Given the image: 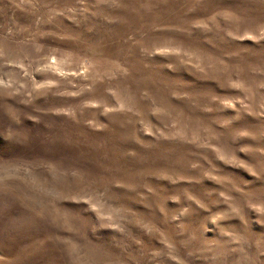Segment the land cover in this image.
Segmentation results:
<instances>
[{
  "label": "rangeland",
  "instance_id": "374dc122",
  "mask_svg": "<svg viewBox=\"0 0 264 264\" xmlns=\"http://www.w3.org/2000/svg\"><path fill=\"white\" fill-rule=\"evenodd\" d=\"M0 264H264V0H0Z\"/></svg>",
  "mask_w": 264,
  "mask_h": 264
}]
</instances>
